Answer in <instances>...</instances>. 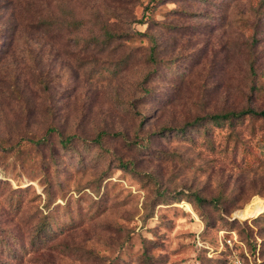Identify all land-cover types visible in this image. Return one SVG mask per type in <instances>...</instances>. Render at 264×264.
I'll use <instances>...</instances> for the list:
<instances>
[{"label":"rangeland","instance_id":"obj_1","mask_svg":"<svg viewBox=\"0 0 264 264\" xmlns=\"http://www.w3.org/2000/svg\"><path fill=\"white\" fill-rule=\"evenodd\" d=\"M247 107L264 0H0V264H264Z\"/></svg>","mask_w":264,"mask_h":264},{"label":"trees","instance_id":"obj_2","mask_svg":"<svg viewBox=\"0 0 264 264\" xmlns=\"http://www.w3.org/2000/svg\"><path fill=\"white\" fill-rule=\"evenodd\" d=\"M248 113H254V114H258V115L264 116V109H256L254 107H247V108H244V109H242L240 111H228V112H223V113H214L210 117L214 121L219 122V121L228 120V119H232L233 120L234 117L239 118L240 116H242L244 114H248ZM99 136H98V138L100 139L101 138V133H100ZM67 139H66V141H69L71 139V137H69Z\"/></svg>","mask_w":264,"mask_h":264},{"label":"built area","instance_id":"obj_3","mask_svg":"<svg viewBox=\"0 0 264 264\" xmlns=\"http://www.w3.org/2000/svg\"><path fill=\"white\" fill-rule=\"evenodd\" d=\"M231 264H242L241 260L239 258H234L232 261H231Z\"/></svg>","mask_w":264,"mask_h":264}]
</instances>
